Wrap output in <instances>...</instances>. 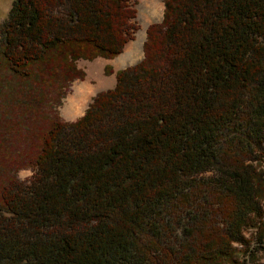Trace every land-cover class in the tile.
Here are the masks:
<instances>
[{"label": "trees", "instance_id": "16d2710c", "mask_svg": "<svg viewBox=\"0 0 264 264\" xmlns=\"http://www.w3.org/2000/svg\"><path fill=\"white\" fill-rule=\"evenodd\" d=\"M134 4L12 0L0 57L22 87L0 117L7 99L37 106L39 66L66 84L84 77L75 61L121 53ZM162 8L141 58L75 119L53 115L31 174L0 186V264H241L244 229L262 240L264 0Z\"/></svg>", "mask_w": 264, "mask_h": 264}, {"label": "rangeland", "instance_id": "374dc122", "mask_svg": "<svg viewBox=\"0 0 264 264\" xmlns=\"http://www.w3.org/2000/svg\"><path fill=\"white\" fill-rule=\"evenodd\" d=\"M11 1L0 0V23L6 17ZM162 1L135 0L137 30L133 39L124 46L120 54L112 59L97 57L92 60L79 59L75 61L76 67L84 72L83 79H74L66 84H61L58 81H53L58 77L57 71H51L52 73L48 75V68L39 66L37 69L42 73L45 80L42 81L43 84L41 85L43 96H40L37 106L33 110L32 107H29L28 110L30 111H26L15 105L13 99L4 101H9L11 108H9V117H0V186L10 177L15 176L18 180H24L31 174L32 169L29 163L36 155L40 133L47 127L48 121L53 115H58L61 119L67 121L75 119L83 112L87 103L97 91L110 88L113 85L114 68H123L141 58V43L144 39L145 28L148 24L160 20L163 9ZM154 7L157 9L155 15L152 14ZM105 67H109L112 73L106 74ZM15 77L5 68L0 57V96L20 92L22 86L19 83L20 80ZM13 97L16 99L15 96ZM0 105H2V108L7 107L4 103H0ZM23 118H25L24 127H21L22 124L16 127L19 124H16L17 121L21 123ZM13 122L16 125H13ZM259 164L260 166L257 169L260 168L264 171V159L260 160ZM262 190L263 194L259 202L262 209L260 220L264 231V183ZM259 231L262 233L261 230H258V227L244 229V237L249 240L248 245L233 244L235 247L234 257L239 262L243 260V262H240L241 264H264V236L259 241V237L257 238Z\"/></svg>", "mask_w": 264, "mask_h": 264}, {"label": "bare ground", "instance_id": "6f19581e", "mask_svg": "<svg viewBox=\"0 0 264 264\" xmlns=\"http://www.w3.org/2000/svg\"><path fill=\"white\" fill-rule=\"evenodd\" d=\"M155 5H156V3H155ZM155 5H154V6H155ZM149 6H150V5H149ZM152 7H153V6H152ZM152 14H153V15L157 14V9H156V7H154V10H153Z\"/></svg>", "mask_w": 264, "mask_h": 264}, {"label": "crops", "instance_id": "0c3cea01", "mask_svg": "<svg viewBox=\"0 0 264 264\" xmlns=\"http://www.w3.org/2000/svg\"><path fill=\"white\" fill-rule=\"evenodd\" d=\"M116 70V68H114V71Z\"/></svg>", "mask_w": 264, "mask_h": 264}]
</instances>
